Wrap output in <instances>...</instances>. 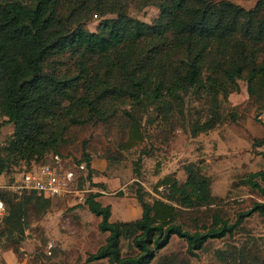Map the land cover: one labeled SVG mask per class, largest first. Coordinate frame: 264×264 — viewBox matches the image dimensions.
<instances>
[{
  "label": "trees",
  "instance_id": "obj_1",
  "mask_svg": "<svg viewBox=\"0 0 264 264\" xmlns=\"http://www.w3.org/2000/svg\"><path fill=\"white\" fill-rule=\"evenodd\" d=\"M148 4L160 9L152 24L130 16L122 0H0V119L2 125H14L0 148V175L21 162L40 161L48 152L58 154L60 134L50 123L78 121L84 109L98 116L127 105L133 130L147 104L170 123L181 93L199 90L216 98L246 80L251 96L264 94V0L248 10L229 0H145ZM89 11L116 17L92 32L83 26ZM67 58L73 71L65 69ZM221 121L215 110L197 131L207 132ZM254 145L263 146L264 138ZM78 162L86 163L92 177L90 155ZM260 181L264 170L243 183L264 198ZM161 186L165 192L153 200L137 191L142 215L135 221H111V206L102 205L98 194L88 195L85 203L101 218L99 229L108 233L89 261L151 264L173 235L186 240L189 253L197 255L209 239L231 236L254 213L264 218V202H255L233 223L215 211L204 231L192 232L180 222L182 210L214 204L210 179L191 167L186 181L167 176ZM12 192L24 201L0 194L7 204L0 243L9 237L8 247L18 250L21 238L12 236L25 232L28 200L33 194L52 199ZM123 239L131 241L136 255L123 256Z\"/></svg>",
  "mask_w": 264,
  "mask_h": 264
},
{
  "label": "rangeland",
  "instance_id": "obj_2",
  "mask_svg": "<svg viewBox=\"0 0 264 264\" xmlns=\"http://www.w3.org/2000/svg\"><path fill=\"white\" fill-rule=\"evenodd\" d=\"M122 1L130 16L148 24L160 14L157 6L144 5L145 0ZM229 1L248 10L260 0ZM83 17L86 29L99 32L102 22L116 14L89 11ZM74 68L67 58L65 69ZM237 83V90L216 98L199 90L179 94L170 123L151 104L143 107L140 123L133 130L125 112L131 110L127 105L115 114L111 111L94 116L84 109L78 121L50 123L60 134L58 154L63 157L64 169L74 172V181L70 191L57 199L31 196L23 218L25 232L12 236L21 238L20 247L9 248V237H3L0 264H110L108 259L89 261L90 255L106 243L108 233L99 229L101 218L85 203L88 195L98 194L102 205L111 206V221H135L142 215L139 189L146 192L148 200L161 198L165 192L162 180L171 176L184 182L191 167L210 179L216 200L210 206L182 210L180 222L187 230L204 231L203 225L211 224L215 211L233 223L255 202H264L259 191L243 183L250 174L264 170V145H254L264 138V94L251 96L246 80ZM215 110L221 113L222 121L207 132L197 131V125ZM12 132H0V148ZM85 153L92 160V177L86 163L82 168L78 162ZM35 162H21L5 172L0 178V194L6 192V196L20 201L21 197L15 198L17 195L8 188ZM260 183L264 187V182ZM122 254H137L130 240H122ZM196 254L189 253L186 240L173 235L151 264H264V218L254 213L234 234L209 239Z\"/></svg>",
  "mask_w": 264,
  "mask_h": 264
},
{
  "label": "built area",
  "instance_id": "obj_3",
  "mask_svg": "<svg viewBox=\"0 0 264 264\" xmlns=\"http://www.w3.org/2000/svg\"><path fill=\"white\" fill-rule=\"evenodd\" d=\"M1 130H3L2 119H0V132ZM83 164H81L82 168L85 167ZM3 174L0 178L4 176ZM21 175L18 182L8 189L18 194L36 192L51 199H57L69 192L74 181V172L64 169L63 157L57 153H47L42 160L25 168ZM5 213V205L3 200H0V222Z\"/></svg>",
  "mask_w": 264,
  "mask_h": 264
},
{
  "label": "crops",
  "instance_id": "obj_4",
  "mask_svg": "<svg viewBox=\"0 0 264 264\" xmlns=\"http://www.w3.org/2000/svg\"><path fill=\"white\" fill-rule=\"evenodd\" d=\"M13 129H14V125L11 123H8V125L3 127L2 133L5 134V133L10 132V131L12 132Z\"/></svg>",
  "mask_w": 264,
  "mask_h": 264
}]
</instances>
